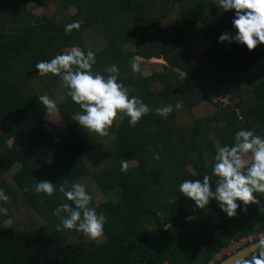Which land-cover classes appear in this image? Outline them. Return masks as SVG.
Returning <instances> with one entry per match:
<instances>
[{
  "label": "trees",
  "instance_id": "1",
  "mask_svg": "<svg viewBox=\"0 0 264 264\" xmlns=\"http://www.w3.org/2000/svg\"><path fill=\"white\" fill-rule=\"evenodd\" d=\"M31 2L74 11L61 20L36 16L27 8ZM229 13L233 17L215 0H0V190L8 196L0 201L6 209L0 213V264H208L231 242L264 227V193L256 194L260 203L228 217L212 200L194 211L179 191L185 179L208 174L215 182V153L233 143L237 130L264 136V78L241 76L264 58V45L248 51L237 43L229 49L218 43L224 30L234 32L225 21ZM74 21L80 27L66 33L65 25ZM197 38L210 46L191 65L196 58L190 48ZM72 47L95 53L94 72L115 64L129 95L152 111L134 125L118 114L108 135L101 136L71 119L79 107L60 76L49 73L54 82L48 94L54 98L63 89L56 108L75 128L65 137L50 134L44 105L27 81L39 61ZM136 57L161 58L166 64L144 76L131 68L133 61L139 64ZM204 75L212 86L196 87ZM226 97V105L216 101ZM165 105L172 106L168 117L155 111ZM122 159L128 161L125 172ZM36 180H49L57 190L52 196L37 194L32 188ZM87 181L109 196L100 203L92 199L97 214L106 218L103 235L96 239L58 227L53 214L67 202L60 186L80 182L93 198ZM12 187L44 226L27 217L19 220V211L11 213ZM9 217L13 223L7 225ZM168 223L172 227L165 229ZM69 236L79 241L70 242Z\"/></svg>",
  "mask_w": 264,
  "mask_h": 264
},
{
  "label": "clouds",
  "instance_id": "2",
  "mask_svg": "<svg viewBox=\"0 0 264 264\" xmlns=\"http://www.w3.org/2000/svg\"><path fill=\"white\" fill-rule=\"evenodd\" d=\"M223 12H232L231 21L234 32H222L218 43H237L248 51L258 45H264V0H215ZM80 27V21L65 25V32ZM95 53L72 47L70 51L55 55L50 60H41L35 65L37 75H58L67 87V95L78 105L79 110L71 117L80 127L101 136H107L118 114L128 117L130 125L136 124L152 109L137 96H130L127 88L118 80V67L113 64L104 69V73L94 72ZM133 72L140 70L139 64L132 62ZM47 112L55 108V101L47 95L38 97ZM160 116L166 117L171 105L155 109ZM154 158L159 159L158 154ZM51 162L50 160L48 161ZM128 161H120V170L125 172ZM214 183L208 174L202 179H185L179 185V191L194 205L193 210L204 209L209 201H214L228 217H234L237 209L246 210L249 204L260 203L257 193H264V136L253 130L241 128L233 137V143L219 147L211 167ZM37 194L52 196L57 190L56 184L49 180H36L32 186ZM214 189V190H213ZM27 190V189H26ZM67 202L59 204L53 214L60 220L58 227L66 230L75 229L89 239L103 235L106 218L97 214L92 204V196L80 182L71 183L70 187L60 186ZM8 196L0 190V201H7ZM239 202V203H238ZM6 209L0 207V213ZM187 216L186 220H192ZM168 223L165 229L171 228ZM260 251L251 260L241 264H264V240L260 242Z\"/></svg>",
  "mask_w": 264,
  "mask_h": 264
},
{
  "label": "rangeland",
  "instance_id": "3",
  "mask_svg": "<svg viewBox=\"0 0 264 264\" xmlns=\"http://www.w3.org/2000/svg\"><path fill=\"white\" fill-rule=\"evenodd\" d=\"M28 10L36 15V16H44V17H48V18H55L57 20H61L66 18L68 15H70L71 13H73V8H70L67 12L63 13L59 10H56V7H54L53 5H50L47 8H42L39 5L31 2L27 5ZM229 17L225 19V21H228L227 24H231L232 21V14L229 13ZM153 31V27L149 26L146 30V32L148 34H150ZM223 32H227L230 33L228 30H224ZM221 44L226 48L229 49L231 43H227V42H221ZM210 45L205 42L202 39H195L190 51L191 53L194 55V57L196 59L192 60L191 65H196L199 61L197 60L198 57H200L202 55V53L204 52V50L206 48H208ZM71 48L65 49L63 50V53H66L68 51H70ZM135 60L139 63L140 66V71L142 72V74L144 76L149 75L154 69V66H161V65H165L166 63L163 61V59H149V60H145L139 57H136ZM241 76L244 79H261L264 78V58L260 59L258 62H256L253 66H251L249 69H247L246 71H244ZM203 78L201 79L200 82H196L195 81V85L197 86H205L206 88H210L212 86V79L210 77H208L207 75L202 76ZM53 83L54 81H52L51 77L49 74H46L44 76H39L37 75V72H32L31 75L28 78L27 81V85H28V90L33 91L35 93H37L39 96L41 95H47L49 96L50 99L55 101V108L53 110H51L50 112H47L44 106V118H45V128L46 130L50 133V134H54L60 137H65L68 133V130L70 129V131H73L75 128L70 124V122H65L59 115L57 108H56V101H60V99L63 97V89H59L57 94V91L55 92V99L52 98V96H50L48 94V87L50 85V83ZM223 100L228 102V97L224 98ZM169 115H167L166 117H168ZM90 157L87 156L85 158L86 161L89 162ZM91 171H95L94 167H96V165L93 164V161H91ZM134 165V164H132ZM8 185L12 186V184L10 182H8ZM86 186L88 188V190L92 193L93 195V199L96 203H100L102 202L104 199H106L107 197H109L108 195H104L101 194V192L97 189V187L94 184H91L89 181H87ZM12 194L9 196L11 202H10V211L12 214H16L19 211L18 214V218L20 220L21 217H27V218H31L32 221L35 223V226L37 227H42L44 226L45 222L43 223V221L37 217V216H32V213H30L26 207H24L23 202L20 198V196L16 193V190L14 189V187H12ZM112 198L114 197L113 195H111ZM216 204V203H215ZM216 207H218V205L216 204ZM220 209V208H219ZM213 215V219L216 221V218L218 217V214L216 212H212ZM11 223H13V219L9 217V219L5 222V224L10 225ZM149 232L151 233V235L156 236V230L154 229V227L149 226L148 227ZM69 241L70 242H77L79 241V238L77 237H72L69 236Z\"/></svg>",
  "mask_w": 264,
  "mask_h": 264
},
{
  "label": "built area",
  "instance_id": "4",
  "mask_svg": "<svg viewBox=\"0 0 264 264\" xmlns=\"http://www.w3.org/2000/svg\"><path fill=\"white\" fill-rule=\"evenodd\" d=\"M216 101L222 103L223 105L227 104V101L220 98H216ZM261 240H264V227L256 229V231L250 236L242 237L237 241L231 242L229 246L217 253L208 264L220 263L223 257H228L241 248Z\"/></svg>",
  "mask_w": 264,
  "mask_h": 264
},
{
  "label": "water",
  "instance_id": "5",
  "mask_svg": "<svg viewBox=\"0 0 264 264\" xmlns=\"http://www.w3.org/2000/svg\"><path fill=\"white\" fill-rule=\"evenodd\" d=\"M259 242L260 241H257L241 248L240 250L236 251L235 253L223 259L218 264H238L241 261H243L245 258L253 254L259 253L261 247Z\"/></svg>",
  "mask_w": 264,
  "mask_h": 264
}]
</instances>
